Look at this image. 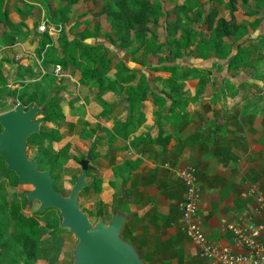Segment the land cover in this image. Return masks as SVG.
I'll return each mask as SVG.
<instances>
[{"label": "crops", "instance_id": "crops-1", "mask_svg": "<svg viewBox=\"0 0 264 264\" xmlns=\"http://www.w3.org/2000/svg\"><path fill=\"white\" fill-rule=\"evenodd\" d=\"M200 2H204V9L210 7L207 0ZM190 11L186 13L187 21L196 26ZM221 13L227 17L225 5ZM235 20L238 24L254 21L240 12L235 13ZM159 26L157 33L162 40L165 30L161 21ZM257 31L253 33L264 34L263 22ZM182 33L178 27L174 36ZM196 44L197 40L190 49L195 50ZM118 52L125 54L123 50ZM262 55L245 57L229 72L227 58L205 60L184 54L186 59L181 62L202 69L185 80L188 95L193 97L200 81L205 80L203 92L197 101L188 103L185 111L173 115L166 110L157 120V107L151 100H143L133 108L129 105L125 83L115 66L102 84L88 88L92 96L87 95V101L93 112L89 117L96 127L90 139L94 152L91 171L102 180L99 201L108 212V216L100 212L96 220L107 222L114 211L128 215L122 234L126 233V240L146 264H202L181 228L177 204L183 198V186L166 163L171 168L188 164L196 168L202 189L199 214L205 234L218 244L241 251L233 246L226 225L242 217H256L254 197L248 194L251 185H258L264 194V50ZM16 60L13 57L12 62ZM128 66L142 69L141 64L132 62ZM98 97L105 106L97 101ZM130 116L136 129L122 138L118 130Z\"/></svg>", "mask_w": 264, "mask_h": 264}, {"label": "trees", "instance_id": "trees-1", "mask_svg": "<svg viewBox=\"0 0 264 264\" xmlns=\"http://www.w3.org/2000/svg\"><path fill=\"white\" fill-rule=\"evenodd\" d=\"M61 1L64 4L58 8V17H53L52 20L64 24L69 20L67 13L73 6L82 3L83 0ZM90 1L96 2V0ZM22 2L30 4V6L33 5L29 0H22ZM40 2L48 3V0H40ZM207 2L211 4L207 10L202 7L203 2L200 3L199 0L194 1V3L192 0H185L183 5L174 3L175 23H173V28H170L172 32L169 34L174 36L178 27L183 33L179 37H167V39L160 40L157 33V29L161 26H159V18L162 15L168 16L172 14L166 12L162 5L157 7V10L151 0H143L132 7L127 5V0L105 1L101 5L100 10H93L90 16L87 13L81 16L85 20L102 13H113L114 16L107 23L112 27L111 35H114L118 44L114 40L106 41L103 38L96 40L95 33L83 30L76 37L68 35L59 37L61 50L58 52L57 48L53 46L51 37L47 32H44L43 35L40 34V49L36 57L37 61L33 63L38 65L37 62L39 61L43 69H48L49 64H60L65 70L69 68L70 74L80 72L82 81L93 80L94 83L102 84L105 81L106 73L110 70L111 63L114 62V58H117L115 67L119 71L118 77L121 82L125 83L126 101L130 102L129 105L132 108L135 104L140 105L143 100H151L153 105L157 107L154 112L157 117L155 120L166 110L167 113L173 115L181 113L185 111L190 101L195 102L198 100L203 92V84L206 82L205 80L200 81L193 97L188 95L185 80L192 77L195 73L200 74L202 69L188 66L187 63H183L184 61L181 62L184 59V54H187L184 53L185 49L193 45V43L195 44L197 40L195 50L190 49L188 52L191 53L193 58L200 57L205 60L227 58L228 71L233 72L239 62L255 53V49L249 48L248 43L257 37L263 41L264 34L262 33L257 34L256 38H248L249 27L252 30L255 29L253 32L257 31L264 18L259 15V8L251 9L249 0H207ZM5 4L6 0H0V26L1 30L7 33L2 39V43L11 44V42L15 41L16 34L22 30L24 25L22 22L17 24L11 22ZM222 5H225L228 10L227 17H224L221 13ZM188 9L192 11L197 9L195 15L197 14L198 18L199 14L205 12V18L203 17L205 23L201 31H194L193 26L188 23L186 14ZM237 12L247 16L258 15V17L248 24H238L235 20V13ZM170 25V22H167V28ZM92 39H95V41ZM106 42L111 46H107ZM134 43L137 44L136 49L129 50L128 47ZM235 45L236 49L234 51ZM170 47H173L174 50H171ZM141 48L153 56L157 55L158 62L155 64L153 62H147L146 64L139 62L142 65V69L129 67L128 63L125 62V55L132 58L134 52ZM48 50L50 53H48ZM121 50L125 54L120 55L118 51ZM99 52L101 55L93 61V65L90 68L85 67V64L91 61L92 56ZM162 52L164 54L159 57L158 55ZM261 56L262 54H259V57ZM161 72L168 73V77L160 78L155 76L156 73ZM3 74V67L0 65V93L2 94L5 93L6 87V76ZM39 74L41 73L39 72ZM47 75L49 76L50 74H46L44 77H47ZM134 82L135 84H132ZM161 82L164 85L161 89H158L156 85ZM63 91L64 88L56 87L50 92L48 99L43 104L44 110L41 113L43 122H52L58 125L60 118L63 116L60 106L63 100ZM1 98L2 96L0 95V100ZM97 99L100 104L105 106L104 101L100 97ZM35 100H37L35 94L28 95L23 92L18 94V101L24 105H30ZM0 104H2L1 101ZM132 118L130 116L126 122H123L120 131L118 130V134L122 138L135 131L136 127H133L131 123ZM59 139L60 134L56 128L45 130L39 134H32L27 138V142L35 145L38 149V169L44 170L46 166L50 168L55 189L57 188V177H59L58 173H55V169H61L64 165L74 167V169H81L79 163L84 158L73 155L69 151L67 144L59 150H54L53 143ZM91 170L92 166L89 165L87 178H90L91 182L85 187L88 189L101 181ZM0 173L12 187L20 183L16 180L17 176L14 172L6 170V165L1 158ZM8 208L7 218L12 221V227L11 229L8 228V221H0V264H18L20 260L23 264H36L43 259L41 257L43 242L39 222L40 214L25 215L20 211L18 204L9 205L5 200L4 188L0 186V216L5 215ZM58 221L57 218H49L46 226L53 229L55 225H58ZM6 236H8V239ZM49 248L51 247L46 249L51 252ZM59 255L60 253L53 249L52 255L48 257V264H53Z\"/></svg>", "mask_w": 264, "mask_h": 264}, {"label": "rangeland", "instance_id": "rangeland-1", "mask_svg": "<svg viewBox=\"0 0 264 264\" xmlns=\"http://www.w3.org/2000/svg\"><path fill=\"white\" fill-rule=\"evenodd\" d=\"M32 6L27 3H23L22 0H6L5 7L9 12V17L13 24H17L18 22H22L24 25V29L19 31L16 35L14 42H11V45H7L8 43L3 44L2 39L7 33L1 30L0 26V65L3 67V75L6 76V87L5 93L0 95L2 96V104H0V114L6 112L7 110L14 107V103H20L18 101V94H35L37 100L31 102L30 105H23V107H29L33 104H36L40 112L35 116L37 121H40V132H44L45 130H50L52 128H56L59 131L60 139L53 143L54 150H59L63 148L66 144L69 146V151L75 155L76 157H84L87 151L91 148L92 143L91 140L96 130V127L91 124L90 114H93L90 103L87 101V95H91V92L88 88H92L95 85L97 88V84L90 80L82 81V75L70 74L69 68L63 69L65 75L63 77H54L52 75H47V77H42L38 72V65H35L33 62L37 61L38 51L40 49V40L42 32L38 31V28L41 23H43L47 27L48 35L52 39L53 46L57 48L58 52L61 50V45L59 43V37L62 36H77L83 32V30H88L90 33H95V35L99 38H103L107 41H115L118 44L117 39H115L114 35H111L112 27L109 26L110 19L114 16L113 13H102L98 16H93L94 18L83 20L82 16L84 13H87L90 16L93 10H100L101 5L105 1L112 0H96V2L85 1L82 3L73 6V8L67 13L68 22L62 24L59 21L54 22L52 20L53 17H58L59 11L58 8L64 4L61 0H48L46 2H40V0H29ZM143 0H127V5L132 7ZM155 7H159L162 5L163 9L166 12L173 13L168 16H160L159 22L161 21L164 27V37L160 38H171L169 33L172 32L170 28H173V23L175 20V13L173 4L183 5L185 0H151ZM196 0H192L194 3ZM198 1V0H197ZM200 2V0H199ZM205 2V1H204ZM203 2V3H204ZM201 3V2H200ZM251 6L255 8H259V15L264 17V0H249ZM209 7V3L207 2ZM207 7V8H208ZM172 8V10H171ZM158 10V8H157ZM196 10H191L192 20L196 23V26H193L194 31H201V23L203 14L198 15L194 14ZM186 15V14H185ZM188 16V15H187ZM258 15L252 16V19H255ZM263 24H264V18ZM73 22H75L73 24ZM167 22H170V26L167 28ZM77 24V28H76ZM96 27L98 28L96 30ZM259 27V26H258ZM198 30H197V29ZM250 28V27H249ZM255 30V29H254ZM251 28L248 30L247 35L257 36L253 33ZM149 35V33H148ZM249 48L255 49V56L262 54L264 50V36L263 41L259 40V37L255 39V42H249ZM108 45V44H107ZM9 46V48L3 50L2 47ZM137 44H132L128 47L129 50L136 49ZM48 47V45H47ZM171 50H174L173 47H170ZM137 50L134 52L133 57H126V62L139 64L153 62L154 64L157 61V55L153 56L150 53L145 52L144 50ZM190 47L184 50V53H188ZM48 53L50 51L48 50ZM164 52L160 53L158 56L163 55ZM101 53H96L92 56L91 61L88 64H85V67L90 68L93 65V61L99 56ZM263 56V55H262ZM14 58H18L17 63L12 62ZM114 58V57H113ZM115 59V58H114ZM186 58H184L185 60ZM262 59V58H261ZM130 61V62H129ZM187 61V60H186ZM256 61H260V59H256ZM117 60L111 63L110 69L115 66ZM39 63V61H38ZM262 66L264 67V61L262 62ZM54 64H49L48 70L52 68ZM62 67V66H61ZM115 68V67H114ZM112 75V72L108 73ZM74 75V76H73ZM215 75H218V73ZM66 76V77H64ZM156 77L167 78L168 73L155 74ZM86 82H89L87 84ZM163 82L157 83L158 89L163 87ZM106 86V83L103 84ZM62 87L63 91V100L60 103L63 116L60 118L58 125L52 122H43L42 120V110L43 104L45 100L48 99L50 92L53 88ZM92 96V95H91ZM93 105V103H91ZM45 146V145H44ZM27 157L29 159L35 160L37 162V156L39 154L38 149L35 145L28 143L26 149ZM93 149H92V157H93ZM91 161L89 165H91ZM49 169V167H44L43 169H39L40 171H45ZM55 173H58L59 177H57V188L56 190L60 192L63 196H67L70 192L71 186L74 184L77 178L81 175V169H74V167H67L64 165L61 169H55ZM98 176V174H97ZM88 177V176H87ZM85 177L87 182H91L90 178ZM100 179V178H98ZM101 180V179H100ZM0 186L4 188V196L5 200L9 205L18 204L20 211L25 215H29L32 213H39V222L41 225V234H42V242L43 247L41 250L42 260H39L36 264H48V257L52 255L53 249L56 252H59L60 255L58 259H56L53 264H73L72 253L75 250L77 245V238L74 236L72 232L69 231L68 228H62L61 218L59 211L56 208H47L44 212H39V202L32 200L27 201V197L25 195L26 191L31 190L33 187L27 183H18L16 186L12 187L8 181L4 179V177L0 173ZM102 192V180L95 185L91 186L89 189L85 188L78 196V205L80 210L84 213H87L90 222L95 224L97 215L101 212L104 215H107V210L104 208L103 203L99 201V194ZM8 212L9 208L6 211L5 215L0 216V221H8V228L11 229L12 221L8 220ZM108 216V215H107ZM57 218L59 221L58 225L52 229L46 226V222L49 218ZM107 220L108 218L105 217ZM52 232V233H50ZM8 239V236H6ZM124 239H127L126 233L122 234ZM45 246V247H44ZM53 248L49 252L46 248ZM18 264H23L20 260Z\"/></svg>", "mask_w": 264, "mask_h": 264}, {"label": "water", "instance_id": "water-1", "mask_svg": "<svg viewBox=\"0 0 264 264\" xmlns=\"http://www.w3.org/2000/svg\"><path fill=\"white\" fill-rule=\"evenodd\" d=\"M39 112L36 104L24 109L21 103H14L13 108L0 114V158L17 181L32 185L25 192L27 201H38L39 212L47 208L59 211L60 226L68 228L78 241L72 253L73 264H146L136 247L122 237L128 215L114 211L107 222L99 218L93 224L80 210L78 196L88 185L85 177L92 159L91 148L80 161L81 175L67 196L55 189L49 169L40 171L37 162L27 157V138L40 133V121L35 119Z\"/></svg>", "mask_w": 264, "mask_h": 264}, {"label": "built area", "instance_id": "built-area-1", "mask_svg": "<svg viewBox=\"0 0 264 264\" xmlns=\"http://www.w3.org/2000/svg\"><path fill=\"white\" fill-rule=\"evenodd\" d=\"M38 31L47 32V27L41 23ZM39 63L38 70L42 77L46 74L57 78L65 75L60 64H55L48 70L43 69ZM165 166L183 186L184 195L177 204L182 216L181 228L202 264H264V194L258 185H251L248 189V194L255 200L256 217H242L235 223L226 225L232 235L233 246L241 250L236 252L230 246L210 240L203 230L202 216L199 214L202 189L198 183L196 168L191 164L171 168L166 163Z\"/></svg>", "mask_w": 264, "mask_h": 264}, {"label": "flooded vegetation", "instance_id": "flooded-vegetation-1", "mask_svg": "<svg viewBox=\"0 0 264 264\" xmlns=\"http://www.w3.org/2000/svg\"><path fill=\"white\" fill-rule=\"evenodd\" d=\"M2 102V100H0ZM24 109H27V107H24ZM2 131L1 127H0V132Z\"/></svg>", "mask_w": 264, "mask_h": 264}]
</instances>
